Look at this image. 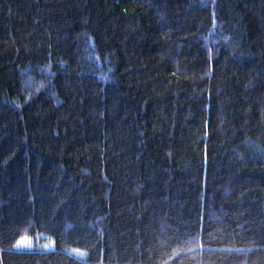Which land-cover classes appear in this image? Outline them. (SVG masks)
I'll list each match as a JSON object with an SVG mask.
<instances>
[{
    "label": "trees",
    "instance_id": "16d2710c",
    "mask_svg": "<svg viewBox=\"0 0 264 264\" xmlns=\"http://www.w3.org/2000/svg\"><path fill=\"white\" fill-rule=\"evenodd\" d=\"M0 264H264V0H0Z\"/></svg>",
    "mask_w": 264,
    "mask_h": 264
},
{
    "label": "rangeland",
    "instance_id": "374dc122",
    "mask_svg": "<svg viewBox=\"0 0 264 264\" xmlns=\"http://www.w3.org/2000/svg\"><path fill=\"white\" fill-rule=\"evenodd\" d=\"M19 247H29L30 245L27 244V238L26 239H22L19 241V244H18Z\"/></svg>",
    "mask_w": 264,
    "mask_h": 264
}]
</instances>
